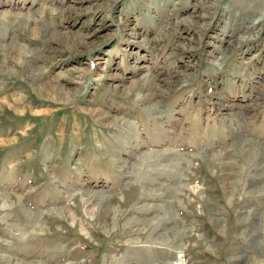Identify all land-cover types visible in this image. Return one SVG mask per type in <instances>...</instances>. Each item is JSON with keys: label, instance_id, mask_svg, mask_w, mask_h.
<instances>
[{"label": "rangeland", "instance_id": "1", "mask_svg": "<svg viewBox=\"0 0 264 264\" xmlns=\"http://www.w3.org/2000/svg\"><path fill=\"white\" fill-rule=\"evenodd\" d=\"M3 194L0 264H264V0H0Z\"/></svg>", "mask_w": 264, "mask_h": 264}, {"label": "bare ground", "instance_id": "2", "mask_svg": "<svg viewBox=\"0 0 264 264\" xmlns=\"http://www.w3.org/2000/svg\"><path fill=\"white\" fill-rule=\"evenodd\" d=\"M8 70H9V68H8ZM8 73V72H7ZM20 75V74H19ZM44 88V87H43ZM41 89V88H40ZM43 90V89H42ZM46 90V89H45ZM65 91V90H64ZM96 110V109H95ZM91 112V111H90ZM102 115V114H101ZM167 152H168V163H172V162H175V160L178 158V156H179V154L177 153V152H174V151H172L171 149H169V150H167ZM229 163V162H228ZM2 200L4 201V206L3 207H0V210H3V211H6L5 209H4V207H6V203L8 202V197H7V195L6 194H3V196H2ZM11 207V206H10ZM33 213L31 214H28V216H29V219H28V222H30V223H36V221H34V218L32 219V217H33ZM11 225H13V226H15L16 228H17V230L18 229H20V227H21V229L22 230H24V228H25V225L22 223V222H20V221H15L14 223H11Z\"/></svg>", "mask_w": 264, "mask_h": 264}, {"label": "crops", "instance_id": "3", "mask_svg": "<svg viewBox=\"0 0 264 264\" xmlns=\"http://www.w3.org/2000/svg\"><path fill=\"white\" fill-rule=\"evenodd\" d=\"M167 150H169V149H167ZM172 151H174V152H177V151H175L174 149H171ZM178 154H179V152H177ZM180 156H181V154H179V156H178V158H180ZM168 152H167V158L165 159V161L163 162L164 164V167H171V168H173V167H176V161L175 162H172V163H168ZM177 158V159H178Z\"/></svg>", "mask_w": 264, "mask_h": 264}]
</instances>
